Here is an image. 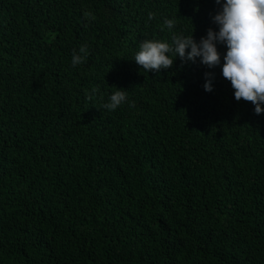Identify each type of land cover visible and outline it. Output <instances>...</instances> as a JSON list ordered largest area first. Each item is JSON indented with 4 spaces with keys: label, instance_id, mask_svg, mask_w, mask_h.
Listing matches in <instances>:
<instances>
[{
    "label": "trees",
    "instance_id": "16d2710c",
    "mask_svg": "<svg viewBox=\"0 0 264 264\" xmlns=\"http://www.w3.org/2000/svg\"><path fill=\"white\" fill-rule=\"evenodd\" d=\"M0 264H264V0H0Z\"/></svg>",
    "mask_w": 264,
    "mask_h": 264
}]
</instances>
